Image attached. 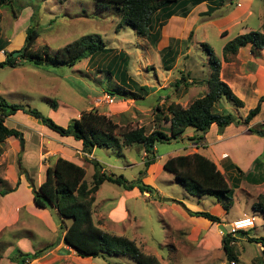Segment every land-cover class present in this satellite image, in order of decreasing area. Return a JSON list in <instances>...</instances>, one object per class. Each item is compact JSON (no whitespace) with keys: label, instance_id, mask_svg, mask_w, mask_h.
I'll return each instance as SVG.
<instances>
[{"label":"rangeland","instance_id":"374dc122","mask_svg":"<svg viewBox=\"0 0 264 264\" xmlns=\"http://www.w3.org/2000/svg\"><path fill=\"white\" fill-rule=\"evenodd\" d=\"M223 1L225 8L223 6L224 9L219 14L215 11L209 15L198 17H196L198 14H195L190 17L188 22H184L182 25H178L176 21L168 25L166 32L171 35H175V32L177 34L181 32L180 35H183L181 38L183 41L187 39L191 32L193 33L192 38L186 40V42L180 44L179 42L171 43L176 54L179 55L176 58L178 66L172 73L165 70L161 62V53L159 54L158 49L149 46L145 42L144 37H140L130 26L123 25L118 27L121 20V12L115 6L109 4L103 6L104 4H100L95 0H8L0 9V46H4L3 50L7 54L21 52L25 48L24 40L27 30L30 28L36 29L39 33V37L29 49L30 52L41 53L45 51L50 56H55L61 48L83 37H92L97 45L100 44L109 51L105 53L99 51L96 55L82 59L73 67L67 65H41L37 68L32 67V60L29 55L23 58L19 56L20 53L15 58L19 64L17 67L0 69V97L8 104H17L35 109L57 125L66 127L72 120L68 119L70 114L64 110V106H75L78 109L95 105L97 108L104 106L108 107V109L110 107L113 109L114 103L109 105L103 101L101 103L97 101L103 100L106 96H112L115 104L123 101L116 87V83L119 84V76L116 75V72L119 66L123 64L120 69L122 70L123 66L126 65V74L131 80L144 83V85L156 83L159 80L162 86L167 87V91H161L159 94L146 97L143 101L137 102V104L151 107L156 104L158 98L170 96V103L183 102L184 105L185 100L191 96L196 93H203L202 87L198 86V84L203 83L204 86H207V81L212 73L210 56L203 45H207L213 51L215 57L220 59L223 46L242 32L241 29L247 28L250 31L264 33V0ZM191 8L190 6L188 9ZM224 11L228 12L223 14ZM228 13L235 14L233 16L235 19L224 21ZM239 13L241 15L237 18L238 16L236 15ZM216 14L220 16L216 17ZM221 16L224 17L217 19ZM237 22H239L238 25ZM190 25H192V28L185 34L184 28H188ZM223 33L227 34V37H221V34L224 35ZM164 40H161V43ZM160 45L162 46L163 44ZM26 51L25 48L24 52ZM120 53H122V57L119 61L118 55ZM249 54V48L241 53V55L245 56H249ZM256 55L264 60V51H258ZM3 61H5V55L0 54V62ZM191 63L195 66L196 71L192 68ZM175 64L176 61L171 64V67H174ZM185 65L188 69L192 68L193 74L191 75L194 78L191 75L186 76V69H183ZM181 77L191 80V84L184 86L186 83L184 80L178 88H175L174 83ZM206 86L205 88L207 89ZM184 92H187V94L184 95ZM220 102L227 113L236 116L233 110L235 107L230 102L224 98ZM166 107L164 106L162 109L164 115H167ZM217 109L219 110L221 107H217ZM53 111H59V114L53 115ZM18 112L13 116L12 121L16 125H23L22 128L24 129L22 131L26 130L24 131L26 136L31 134L37 138L36 131L41 126L40 122L22 112ZM239 112V115L243 117V111ZM157 114L159 115V113ZM148 115L144 117L146 118ZM262 116L264 117V110L260 117ZM262 120L261 124L264 123ZM162 122L163 116L160 114V121H156V123L161 127L157 126L155 128L166 133V129L162 127ZM140 123L139 121V125ZM11 124L13 123L8 121V125ZM124 124L121 126L123 129H135L138 126V123L136 125L128 123L125 126ZM153 128L154 126L151 125L150 127L145 124V133H148ZM45 131L55 137L51 139L47 137L48 135H45V139L49 144H54L59 139H62L63 142H69L65 137L61 138L58 134L48 129ZM192 131L191 128L186 129L182 138L179 137L168 144H156L154 156L157 164L168 159L169 155H184L192 142L187 138V134ZM143 156L144 149L140 145H133L129 149L121 148L119 151L105 148H96L94 150V159L100 162L104 169V171L101 169L102 173L123 176L128 182H131L142 179L144 176L141 177L140 173L147 171L152 173V177L155 176L154 185L162 193L160 196L158 194H141L138 198L127 199L123 202L125 197L121 195L125 191L122 187L105 183L99 190L97 199L96 193L94 194L95 202L92 207L96 223L101 230L132 239L143 253L156 257L161 264H230L231 262L223 249L218 247L216 239L206 238L208 235L212 237L215 230L213 228L207 230L208 227H205L203 222H190L174 208L173 205L175 203L172 200L182 201L186 198L184 201L198 211L208 212L212 215L215 214L211 213L210 210H215L216 205H218L225 213L224 229L227 233H229V224L232 221L247 216L253 219L254 227V229L251 228V230L247 231L249 232L248 236L264 238L262 216L251 208L254 198H257L258 194L264 195V184L258 188L246 184L249 190L246 185L233 189V202L229 206L227 205L230 203H219L214 197L209 196L206 197V200H198L200 203L195 201L193 203L190 200L194 197L197 198V196L184 190L175 182L173 176L164 171L156 172L160 170L159 168H156V171L151 166L145 169L144 164L148 161L149 156ZM17 159V157L14 158L13 164L10 165L15 171L18 167ZM258 162L262 164L264 160L260 159ZM87 163H85L86 174L84 181L90 187L94 168L92 165H86ZM1 168L4 169L5 165ZM260 172L264 173V165L256 172L257 175ZM32 173L35 174V172ZM0 176L6 177V180L10 181L8 184L12 186L11 180L13 176L10 170L7 173H1ZM23 176H25L24 178L28 185L27 189L31 190V184L26 174L24 173ZM226 178L231 186L233 180L230 181L229 177ZM14 186L16 187V185ZM241 188L244 189V192L241 191ZM8 189V185L4 183L2 190ZM18 196L22 202H27L26 193L23 194V191H21ZM121 199L122 203L120 204ZM21 204L22 207L17 211L18 222L10 228L13 243H8L11 242L10 240L7 242L0 241V260L4 259L2 260L5 261L4 264H12L8 260L10 257L16 256V251L30 255L42 251L40 255H44L49 252L50 248L48 249V247L53 245L59 235H61L59 219L54 213L45 210L50 218V220L46 218L48 219L47 223L36 217L35 214L37 212L35 210L38 209L31 208L34 207L33 203ZM108 206L110 210L114 209V220H109L103 213ZM187 217L190 218L189 216ZM192 218L202 219L201 217ZM203 220L207 219L203 218ZM47 224L54 226L57 229L56 233L47 228ZM188 228H198L201 230V234L199 236L196 235L197 238H195L193 234H190ZM219 232L222 238V233L220 230ZM203 237L205 238V247L207 249L201 250L202 248H198V250L195 247L199 245ZM170 238H172L171 241L169 240ZM233 238L235 241L233 242L234 247H232L231 254L238 259L235 264H264V257L258 244L248 242L246 237L244 239L239 233L234 234ZM174 247H177L178 250L176 253H171ZM67 252V257L65 256L57 261H54L55 259L50 255L41 260L36 259L25 264H107L102 259H96V262L77 259L72 249ZM108 261L111 264H136L133 260L126 257H113L109 258Z\"/></svg>","mask_w":264,"mask_h":264},{"label":"trees","instance_id":"16d2710c","mask_svg":"<svg viewBox=\"0 0 264 264\" xmlns=\"http://www.w3.org/2000/svg\"><path fill=\"white\" fill-rule=\"evenodd\" d=\"M6 1L8 0H0V9ZM95 1L104 4L103 6L106 4L115 6L121 12V20L118 27L123 25L130 26L140 37H144L154 47L159 42L161 29L172 16L185 18L190 6L194 7L206 0ZM214 10V8L208 7L204 15H209ZM192 36L193 33L191 32L187 40H190ZM38 37L39 33L36 29H28L24 40V46L27 51L21 52L19 55L23 58L29 55L32 60L31 65L34 68L41 65H67L73 67L82 59L96 55L99 51L103 53L109 51L104 49L100 44L97 45L92 37H83L61 48L55 56H50L45 51L41 53L30 52L29 49H31ZM3 47L2 45L0 46V51L4 52L5 61L0 62V69L17 67L19 64L13 58V53L7 54L3 50ZM203 47L210 56L212 69L211 76L207 81V92L203 96L193 100L185 108L175 103L167 105V115H163V121L170 123V135L159 130H153L149 134H146L143 128L123 129L106 115L100 114L97 109L81 112L79 119L72 120L66 127H62L51 119L44 117L35 109L17 104H8L0 97V144L8 138L19 139L21 136L19 131L10 129L4 124L6 118L21 111L31 118L38 120L41 125L60 137H71L75 141H79L82 145L81 152L87 155L92 154L96 148L119 151L121 148L140 145L143 147L144 153L149 156L148 161L144 164L145 169L155 163V145L168 144L171 141L177 140L186 128L194 129L196 134L190 140L200 145L199 148H204V135L209 131L212 124L216 125L219 134L230 125L236 127L248 126L252 119L260 113L261 104L264 102V95L259 99L258 104L249 110L245 118H240L223 111L218 112L216 107L222 98L230 102L235 108H241L243 103L220 80V60L215 57L213 51L207 45H203ZM244 48H249L250 55L257 57L256 53L264 50V33L249 31L227 42L222 48L223 61L230 62L238 54V51ZM175 56L176 52L170 47L161 52V62L166 71L170 70ZM121 57L122 53L118 55L119 61ZM121 66H119L116 75L119 76L121 88L119 94L120 96H124L126 94L124 88L130 86L129 84L136 87V83L128 79L126 65L123 66L122 70L120 69ZM182 82H184V78L181 77V79L174 83V87L178 88ZM187 85V83L184 84V86ZM138 88L145 90L144 87ZM248 132L252 135L264 137V124L256 125L250 128ZM88 162L94 168L92 185L90 187L84 181L85 169L61 157H58L54 161L52 167L46 168L44 180L37 189L34 188L31 181L29 182L35 207L51 211L59 219L61 235L48 249L53 248L58 242H62L63 244H67L76 256L82 259H102L107 264H111L108 261L109 258L126 257L133 260L136 264H161L156 257L143 253L132 239L101 230L94 223L92 217L94 194L104 183L117 185L127 192L133 188H137L140 194L153 195L156 194L155 189L144 184L141 178L128 182L123 176L102 173V167L95 159ZM262 166V164L256 162L254 169L257 171ZM162 169L173 176L175 182L191 194L200 197H214L218 202L230 203L227 206L232 204L233 188H237L238 183L242 179L251 184L264 183V173L260 172L259 175L254 173L244 175L238 168H235L237 176L234 178L231 186H229L216 165L199 153L168 158L164 161ZM19 173L24 174V171L20 169ZM144 175L145 172L140 173L141 177ZM3 184L4 181L0 178V196H5L15 191L19 182L16 183L15 188L8 190H2ZM252 209L258 212L264 220V195L257 197L256 202L252 205ZM187 213L192 217L207 219L212 224L217 225L221 223L218 217L208 212ZM238 233L242 236L245 235V231H238ZM234 241L233 236L230 234L222 238V248L230 262L234 260L231 254L232 242ZM248 242L260 244L264 257V238H249ZM41 252L38 251L30 255L16 251V256L10 257L9 260L14 264H25L26 262L40 258Z\"/></svg>","mask_w":264,"mask_h":264},{"label":"crops","instance_id":"0c3cea01","mask_svg":"<svg viewBox=\"0 0 264 264\" xmlns=\"http://www.w3.org/2000/svg\"><path fill=\"white\" fill-rule=\"evenodd\" d=\"M248 1H251V0H248ZM223 6L225 8V4H224L223 0H206L205 2H201L198 5L189 9V12L185 18H181L180 16H172L167 21L166 25L161 29L159 42L153 48L158 49L159 54L161 53V51L165 50L168 47H170L172 50H174L171 43L179 42V44H180L182 42H186L187 39L185 41H183V39H181L183 37V35H180L181 32H180V34H177V32H175V35H171L170 33H167L166 29H167L168 25H170L174 21L178 22V25H182V23L188 22L190 20V17L195 15V14H198L196 17L204 15V13H205V11H207L208 7L214 8L215 9L214 11L217 12V14H219V12H222V10L224 9ZM225 12H228V11H224L223 14ZM231 13L227 14V17H225L224 21H231V20L235 19V18H233V16L235 14H231ZM217 14H216V17L220 16ZM240 15H241L240 13L238 15H236V16H238L237 18H239ZM176 17H178V18H176ZM222 17H224V16H221L217 19H220ZM238 24H239V22H237V25ZM191 26L192 25H190V27H188V28H184L185 34H186V32L190 31V29L192 28ZM241 31L242 32L237 34V36L244 34V33H247L250 30L247 28H243V29H241ZM223 34L227 37V34H225V33H223ZM221 37H224V36H222V34H221ZM172 38H176V39H172ZM163 39H165V40H164V42L161 43V40H163ZM174 40H176V41H174ZM145 42H147V41H145ZM147 44L149 46H151L148 42H147ZM160 44H163L162 45L163 47ZM159 45L162 48H160ZM247 49L248 48H244V49L239 50L238 54L230 62H224L222 59V56L219 59L220 60V70H219L220 80L223 83H225L230 88L232 93L243 103V106L241 108H234L233 109L234 112L236 113V116L240 117V118H245L246 115L248 114L249 110L253 109L258 104L259 99L264 95V60L259 56H257V57L250 56V54H249V56L241 55V53ZM263 51L264 50H262L260 52H263ZM177 56H179V55L176 54L175 59H174V62L176 61V64L174 65V67H171L170 70H168L167 72L173 73V70L175 68H177V66H178V61L176 59ZM191 65H192V63H191ZM192 68L195 69V66L192 65ZM192 68L188 69L185 65V68H183V69H186V76L187 75L190 76L191 74H193ZM195 71H196V69H195ZM194 74H195V72H194ZM127 77H128V79H130L129 76H127ZM191 77L194 78L192 75H191ZM184 80L187 84H191V82H192L191 80H187V79H184ZM134 82L136 83V87H135V85L132 86L131 84H129L130 86H128L127 88H124L126 91V94H124V96L123 95L121 96L123 98V101L121 103H118V104H115V102H114V105L112 106L113 109H111V107H110L109 108L110 110H109L108 107H104V106L97 108L95 105L93 107L89 106L87 108H78V109L75 108V106H67V107L64 106V108H65L64 110L68 111V113L70 114V117H68V119H70V120L79 119L81 112L89 111L91 109H97L100 114L106 115L112 121H114V123H116L119 126H123L124 123H125L124 126L128 125V123H131L132 125H136L138 123L137 128H143V129L145 127V124H148V126H150V127H151V125L154 126V128L146 134H149L153 130H157L158 128H155V127H157L159 125L156 123V121H160V114L162 116L164 115V112H162L163 111L162 109L164 106H167L170 103V99H171L170 96H164V97L158 98L156 100V104L151 106V107H144L140 104H137V102L143 101L144 98H146V97L159 94L161 91H167V89H166L167 87L162 86L161 85L162 83L159 80H157L156 83H149V84H145V85H144V83H138L137 81H134ZM119 84H120V82H119ZM119 84L116 83V87H117L118 91H121ZM147 85H149V86H147ZM198 86L202 87V91H203L202 94L196 93L194 96H191L189 99L185 100L184 105H183V102H178V103L175 102V103H177L180 106L185 108L189 104H191V102L193 100L201 97V95L203 96L207 92V89L205 88L206 85L204 86L203 83H200V84H198ZM138 87H144L145 90H140ZM191 88H194V87H191ZM128 93H130V94H128ZM183 94L185 95V94H187V92H184ZM131 95H133V96H131ZM182 97H183V95H182ZM95 101H97V100H95ZM217 107H221V109L218 110ZM217 107H216L217 111L227 112L220 101H219ZM263 110H264V102L261 104L260 113L252 119V121L249 123L248 126L236 127L234 125H230L227 128H225L221 134L218 133V129H217L216 125L212 124L210 126L209 131L204 135L205 147L199 148L200 145L195 144L194 142H191L189 144L187 150L185 151L184 155L199 153V154L207 157L216 165L217 169L221 172V174H223L226 182L228 181V179L226 177H229L230 181L231 180L234 181V178L237 176L235 168H238L244 175H247L249 173L257 174L256 172H258V170L256 171L254 169V165L256 164V162L258 163V160H260V159L264 160V137L252 135L248 132V130L252 127H255L256 125L261 124L260 122L263 119V116L262 117H260V116H261V113ZM150 111H152V112H150ZM239 111H243V117H241L239 115L240 114ZM18 113H21V112H18ZM54 113H52V114L58 115L59 111L54 112ZM157 113H159V115ZM15 114L6 118L4 120V124H5V126H7L10 129H15V130L19 131V133L21 134V137H22L23 144L21 146L20 139H14V138H8L3 143L0 144V174L3 172L7 173L10 170L12 173V176H13V179L11 180L12 186H10L8 184L10 181H7L6 177L0 176V178L4 181V183H6L8 185L9 189H13L15 187L14 185H16L17 182H19V185L17 186L15 191H13V192L5 195V196H0V241L2 240V241L7 242L10 240L11 242H8V243H13L12 242L13 241L12 231H10V228L13 227L18 222L17 211L19 208L22 207L21 203H33L31 190L27 189L28 185L26 183V179L24 178L25 176L22 177V175H24V174L20 175L18 173L19 170L22 169L24 171L28 180L31 181L33 186L37 189L39 187V185L44 180L46 168L52 167L54 164V161L58 157L66 159V160L86 169L85 163L88 162L89 160H92V159L94 160V150H95L94 149L92 154H90V155L82 153L81 152V150H82L81 143L79 141H75L71 137H65L67 140H69V142H63L62 139H59V141H56L54 144L53 143L49 144V142L46 141L45 137L47 135H48L47 137H50L51 139H53L55 137L53 135H50L49 133H46L45 130L47 128L44 127L43 125L39 126L37 131L35 130L37 132V135H38L37 138L38 139L31 134L26 136V133L24 132L26 130L22 131V129H24V128H22L23 125L22 126L16 125L15 122L12 121L13 120L12 118H14L13 116H15ZM147 114H149V115L145 118L144 116ZM8 121L10 123H13V124L8 125ZM36 121H38V120H36ZM139 121L141 122L140 125H139ZM66 122H67V120H66ZM143 122H145V123H143ZM30 123H32V122H30ZM159 127H161V126H159ZM162 127H164V129H166V131H167L166 134L170 135V132H171L170 123L163 121ZM186 129H190V128H186ZM191 129L193 131L190 134H187L188 139L194 137V135H195L194 129L193 128H191ZM184 134H185V131L181 135V138L184 136ZM50 138H48V139H50ZM61 138H63V137H61ZM132 146H130V147H132ZM130 147H126V149H129ZM154 150H155V148H154ZM186 152H189V153H186ZM144 156H146L145 153H144ZM16 157L18 158L17 159L18 160V163H17L18 167H17V170L15 171L14 168H12L10 165L13 164V162H14L13 160ZM171 157H174V155L172 154V155L168 156V158H171ZM164 161L162 163L157 164L156 158H155V163L152 164L151 167L152 168L154 167L155 171H156V168H159L160 170L156 171L158 173L162 172L163 171L162 165H163ZM98 163L101 164L100 162H98ZM262 164L264 165V162ZM3 165H5L4 169L1 168ZM86 165H91V164L88 162ZM127 167H131V166H127ZM103 171H104V169H103ZM32 172H35V174ZM145 173L146 174L141 179V181L144 184L153 187L156 191V194H158V196H160L162 193H160V191H158L154 185L155 176L152 177V173H149L147 171ZM131 182H133V181H131ZM227 184L230 186L229 182H227ZM246 184L249 186L258 188L260 185H263L264 183L249 184L246 180L242 179L238 183L237 188H239L241 186L243 187ZM103 185H105V183L100 186L99 190L101 189V187ZM247 185H246V187H247ZM237 188H233V189H237ZM247 189L249 190V187H247ZM99 190L96 192V195H95L96 199L98 198ZM243 190L244 189L241 188L242 192H244ZM21 191H23V194L26 193L27 202H22V200L19 199L18 194ZM143 194H146V193H143ZM121 196L125 197V199L123 198V202H125L127 199L138 198V196H141V194L137 188H133L131 191L123 192ZM258 196H259V194L257 195V197ZM206 197L207 196H203V197L197 196V198L194 197L190 201L193 203H194V201L196 203H200V201H198V200H206ZM184 199H186V198H184ZM184 199L182 201L172 200V202L175 203V205H173L174 208H176L178 210V212L184 218H187V220H189L190 222H192V223L203 222L205 227H208L207 230H211L213 228L215 230V233H213V236L210 237V235H208V236H206V238H208V239L212 238L214 240L216 239V241L218 242V247L223 249L222 248V238L223 237L221 238L219 235L220 233L218 230V226L221 225V226H223V228L225 226L224 219L226 217L224 216V214H225L224 211L218 205H216L215 210H210V212L211 213L213 212L216 215V217H218L220 219V222H221L220 224H217V225L214 224L213 225L210 221L203 220V218L202 219H195V218H192L191 216H189L187 212H193L194 213V212H201V211H198L195 207L189 205L188 202L186 203V201H184ZM255 199H257V198H254L253 203L256 202ZM94 202H95V199H94ZM232 202H233V200H232ZM121 203H122V199L120 200V204ZM178 203H181V204H178ZM252 205H251V208H252ZM31 208L38 209L37 207H35V205H34V207H31ZM214 211H216V212H214ZM35 212H37L35 214L36 217L41 218L42 221H44V222L46 221L48 223L47 220L48 219L50 220V218H49V214L45 210L38 209V210H35ZM103 213H104V215H106V217L109 220L110 219L114 220V209L110 210V208L108 206L107 210H105ZM215 215H213V216H215ZM187 216H189L190 218H188ZM92 217H93L94 223L97 225V223H96L97 221L95 220L96 217L94 216V210L93 209H92ZM46 218H48V219H46ZM244 218L250 219L247 216H244ZM250 220L252 221L253 219H250ZM263 223H264V220H263L262 224ZM47 226H48L47 228H49L51 231L56 233L57 229L54 228V226H51L48 224H47ZM253 229H254V227H253ZM189 230H190V234L191 235L193 234L195 236V238H197V236H199L201 234L200 233L201 230H199L198 228H190ZM248 230H251V228L245 230V235L243 236L244 239L246 237L247 241L249 238H253V237L248 236V233H249V232H247ZM188 237H190V236H188ZM169 240L171 241L172 238H170ZM195 241L197 242V240H195ZM14 242H15V240H14ZM16 242L18 243V241H16ZM255 244H257V243H255ZM205 245H206V241H205V238L203 237V239L200 241L199 245H197L195 248H197V249L202 248L201 250H204V248H205V250H206L207 247H205ZM258 245L260 246V244H258ZM67 247L68 246H66L62 242H58L57 244H55V246L53 248L48 250L49 252L45 253L46 255L45 254L40 255L41 257L38 258V260L46 258V256H50V255L53 256V259H55L54 261H57L58 259H62L65 256L67 257L68 256L67 251L70 249L69 247H68L69 249ZM232 247H234V244L232 245ZM172 249H173V252H171V253H176V251L178 250L177 247H174ZM260 249L262 251L261 246H260ZM21 253L25 254L24 252H21ZM76 257H77V259H80V260L82 259V258H79L78 256H76ZM2 260H4V259H2ZM2 260H0V264H4L5 261H2ZM82 260H85V261L90 260L91 262H96L95 261L96 259L87 258V259H82ZM8 261H9V263H12V262H10V260H8ZM237 261H238V259L235 257L234 260L230 264H235V262H237ZM12 264H14V263H12Z\"/></svg>","mask_w":264,"mask_h":264},{"label":"built area","instance_id":"2783aa9c","mask_svg":"<svg viewBox=\"0 0 264 264\" xmlns=\"http://www.w3.org/2000/svg\"><path fill=\"white\" fill-rule=\"evenodd\" d=\"M0 54L4 55V52L0 51ZM102 101L106 104H109V105L114 103L113 97H109V96H106L103 98V100H98L97 102L101 103ZM262 121H264V117H263ZM250 228H253V222L250 219L243 217L241 219L233 221L230 224V230H229L228 234L233 236L234 234L238 233V231H245V230L250 229ZM222 236H223V234H222ZM232 244H233V242H232Z\"/></svg>","mask_w":264,"mask_h":264},{"label":"water","instance_id":"95a60500","mask_svg":"<svg viewBox=\"0 0 264 264\" xmlns=\"http://www.w3.org/2000/svg\"><path fill=\"white\" fill-rule=\"evenodd\" d=\"M24 51H25V48L22 49L21 52H24ZM21 52L13 53V58H16V56H18ZM19 139H20V143H21V146H22V144H23L22 137L20 136ZM218 229L222 232L223 236H225V235L227 234V232H226V230L223 228V226L219 225V226H218ZM65 245L67 246V244H65Z\"/></svg>","mask_w":264,"mask_h":264},{"label":"clouds","instance_id":"9594fccd","mask_svg":"<svg viewBox=\"0 0 264 264\" xmlns=\"http://www.w3.org/2000/svg\"><path fill=\"white\" fill-rule=\"evenodd\" d=\"M226 232H227V231H226ZM227 234H228V233H227ZM227 234H226V235H227Z\"/></svg>","mask_w":264,"mask_h":264}]
</instances>
